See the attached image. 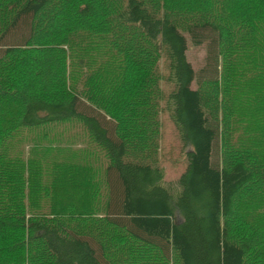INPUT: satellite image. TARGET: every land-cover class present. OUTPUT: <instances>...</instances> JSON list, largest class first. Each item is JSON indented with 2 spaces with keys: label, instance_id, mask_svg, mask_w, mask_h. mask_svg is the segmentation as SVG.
<instances>
[{
  "label": "trees",
  "instance_id": "1",
  "mask_svg": "<svg viewBox=\"0 0 264 264\" xmlns=\"http://www.w3.org/2000/svg\"><path fill=\"white\" fill-rule=\"evenodd\" d=\"M102 1L0 0V264H130L147 248L163 258L152 264L264 261V189L253 190L264 183V0H228L225 17L210 15L211 0H110L117 9L100 15ZM189 40L206 48L198 74ZM161 59L167 76L155 79ZM246 65L256 74L232 101ZM163 99L188 147L173 187L154 163L153 108ZM83 102L113 120L105 109L146 106L124 136ZM71 118L107 154L103 178L54 173L61 193L33 215L40 181L36 197L6 185L22 163L7 152L8 136ZM92 200L103 224L78 229L92 219Z\"/></svg>",
  "mask_w": 264,
  "mask_h": 264
},
{
  "label": "rangeland",
  "instance_id": "2",
  "mask_svg": "<svg viewBox=\"0 0 264 264\" xmlns=\"http://www.w3.org/2000/svg\"><path fill=\"white\" fill-rule=\"evenodd\" d=\"M213 4L208 5L209 13L211 16L216 14L232 15L233 11L228 12L226 8L228 6V0H211ZM219 1V2H217ZM221 1V2H220ZM180 2V0L178 1ZM117 6L110 0H103L98 6V11L102 15L105 11H114ZM242 24V28H243ZM83 30V29H82ZM79 30V33L82 31ZM154 45L150 46V51L154 53ZM206 53L205 45H193L190 40L188 42L187 59L191 62L196 73H200V69L204 65V57ZM232 54V53H231ZM230 54V55H231ZM162 59H164L162 57ZM160 60L159 66L152 63L154 71V78H158V75L167 76V68L164 66L163 60ZM228 62L231 60L228 59ZM2 68V67H1ZM70 69V66H69ZM256 74V68L246 65L243 68L241 74L237 77V80L233 81L235 88H233L230 95L231 100L236 99L238 94L243 93L245 86L250 83L249 79H252ZM158 86L165 92L170 88V83L161 79L158 82ZM195 83L192 84V87ZM227 88V85H226ZM165 100H161L158 103V109L153 108L156 123L152 124L153 128H157L158 125V138L156 145V152L154 157L156 158L155 164L160 166L164 172V183L167 185H173L177 182L180 175L184 172L187 165V159L185 152L188 151L187 146H183L178 130L175 128V124L169 117V113L164 106ZM17 102V101H16ZM15 102V103H16ZM141 106V105H140ZM146 102L143 107H140L138 111H130L127 115L122 114L115 115L114 108L111 110H104L107 114L99 113L96 109L92 108L88 103H82L80 110L88 114H94L100 116L101 123L108 128L114 126L115 122H118L121 133L126 136L132 134L134 126L136 124V117L138 113L145 109ZM154 106V105H153ZM17 126V124H14ZM13 126V128H14ZM112 128L110 129V131ZM8 150L12 155V158L16 157L22 161L21 167L16 168L13 173H9L10 183H7L11 187L13 192L16 190L22 193L26 190H30L36 197V191L39 187H34L32 182H36L41 186V203L42 206L38 208L32 207L29 204L33 215L39 214L40 210H48V205L52 199L60 195L59 186L56 184L58 180L53 176L54 173L59 174V171L66 173L69 177H80L79 174L83 173V178H75L76 181L87 182L86 184L94 185L97 180L103 178L105 164L107 163L106 153L98 144L93 141L89 130L85 127L84 123L78 118L66 119L56 124L40 125L35 127H19L15 128L8 136L7 143ZM256 167V165H255ZM89 172L90 174H88ZM89 175V176H87ZM53 176V177H52ZM257 177H255L256 179ZM17 179H22L24 182L21 184ZM256 184L254 192L259 189H264V183ZM25 188V189H24ZM35 188V189H34ZM101 189L103 184L101 183ZM264 196V191L261 193ZM254 198L255 195L253 194ZM26 197V196H25ZM28 200L33 199L29 196ZM27 198V197H26ZM27 201V200H25ZM32 202V200H31ZM91 204H94V212H92V219L87 225L80 224L78 229L87 231L88 226L98 227L103 223L100 218L104 217L102 210H98L97 201L92 200ZM43 213V212H42ZM252 216L258 215L262 212H250ZM49 214V213H47ZM263 214V213H262ZM74 222L72 221L71 224ZM236 227H240L239 222L234 223ZM70 227V226H66ZM264 235V230H261ZM117 240L115 241V243ZM155 259H163L159 256V253L147 248L144 258H136L130 264H152ZM175 263V260H170L169 264ZM248 264H264V261L259 260L251 256L247 262Z\"/></svg>",
  "mask_w": 264,
  "mask_h": 264
}]
</instances>
